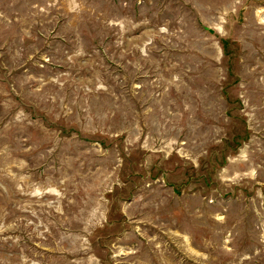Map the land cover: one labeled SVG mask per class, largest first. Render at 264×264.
Listing matches in <instances>:
<instances>
[{
    "label": "rangeland",
    "instance_id": "rangeland-1",
    "mask_svg": "<svg viewBox=\"0 0 264 264\" xmlns=\"http://www.w3.org/2000/svg\"><path fill=\"white\" fill-rule=\"evenodd\" d=\"M0 264H264V0H0Z\"/></svg>",
    "mask_w": 264,
    "mask_h": 264
}]
</instances>
